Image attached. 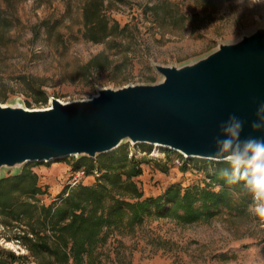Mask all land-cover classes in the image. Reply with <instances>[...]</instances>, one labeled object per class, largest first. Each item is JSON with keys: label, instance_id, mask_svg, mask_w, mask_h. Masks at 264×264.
Listing matches in <instances>:
<instances>
[{"label": "rangeland", "instance_id": "1", "mask_svg": "<svg viewBox=\"0 0 264 264\" xmlns=\"http://www.w3.org/2000/svg\"><path fill=\"white\" fill-rule=\"evenodd\" d=\"M88 1L0 0V105L43 110L53 98L69 103L89 100L103 89L157 85L164 78L156 66L193 65L221 45L264 28V0H104V14L118 29L107 42L95 44L83 36ZM6 16L11 28L1 20ZM94 58L100 66L109 60V69L84 72ZM168 150L128 141L102 156L125 152L144 161L142 175L135 178L142 200L161 196L173 185L205 187L207 174L225 163L188 159ZM79 160L69 156L22 169L3 168L0 181L35 174L39 199L49 206L80 184H97V168L78 170ZM226 163L241 166L256 190L247 212L224 209L215 220L191 226L163 217L146 220L135 230L113 231L98 248L102 264H264V174L235 160ZM8 189L16 193L15 187ZM3 234L0 227L1 249L36 264L20 241H8Z\"/></svg>", "mask_w": 264, "mask_h": 264}, {"label": "water", "instance_id": "2", "mask_svg": "<svg viewBox=\"0 0 264 264\" xmlns=\"http://www.w3.org/2000/svg\"><path fill=\"white\" fill-rule=\"evenodd\" d=\"M157 85L103 89L51 110L0 105V171L69 156L96 159L130 141L262 171L264 28L182 68L156 66Z\"/></svg>", "mask_w": 264, "mask_h": 264}, {"label": "trees", "instance_id": "3", "mask_svg": "<svg viewBox=\"0 0 264 264\" xmlns=\"http://www.w3.org/2000/svg\"><path fill=\"white\" fill-rule=\"evenodd\" d=\"M104 4V0H89L85 5L83 36L88 42L105 43L118 29L110 26ZM1 20L8 28L12 27L9 16ZM97 61L94 58L83 71L89 74L91 70H108L111 65L109 60L102 66ZM104 157L97 161L80 158L75 164L78 170L84 168L89 172L97 168L100 178L96 185L80 184L49 206L39 199L42 193L35 174L22 173L1 180L3 235L8 241H20L35 257L36 264H102L98 248L113 231L135 230L146 220L163 217L191 226L215 220L224 209L247 212V201L256 191L251 189L249 177L241 166L225 162L215 173L207 174L205 187L173 185L161 196L142 200L143 193L135 178L142 175L144 161L129 158L125 152ZM96 162H99L97 167ZM217 186L221 189L216 190ZM11 187H15V194L8 189ZM27 260L0 248V264H29Z\"/></svg>", "mask_w": 264, "mask_h": 264}, {"label": "bare ground", "instance_id": "4", "mask_svg": "<svg viewBox=\"0 0 264 264\" xmlns=\"http://www.w3.org/2000/svg\"><path fill=\"white\" fill-rule=\"evenodd\" d=\"M81 101H82V100H81ZM73 102H76V101H73ZM62 103H63V104H68V103H64V102H62ZM69 103H72V102H69ZM3 107H5V106H3ZM52 108H53V107L50 106V107H48V108H46V109H43V111L51 110ZM27 111H34V110L27 109ZM260 173L264 174V170L260 171Z\"/></svg>", "mask_w": 264, "mask_h": 264}]
</instances>
